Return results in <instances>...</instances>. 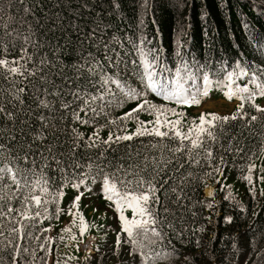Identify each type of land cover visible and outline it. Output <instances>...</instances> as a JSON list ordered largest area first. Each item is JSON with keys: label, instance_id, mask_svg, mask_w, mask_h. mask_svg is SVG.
<instances>
[{"label": "trees", "instance_id": "trees-1", "mask_svg": "<svg viewBox=\"0 0 264 264\" xmlns=\"http://www.w3.org/2000/svg\"><path fill=\"white\" fill-rule=\"evenodd\" d=\"M119 3L120 8L114 11L111 0H0V58L9 62L16 61L22 55V46L26 47L36 63L41 57H47L56 67L46 65V74L52 80V86L62 88L65 93L69 89L74 90V85L63 78L68 76L71 79L73 76L67 65L82 62L81 53L87 56L89 51L92 52L104 64L105 71L112 75L110 67L102 59L103 48L99 46L105 42L120 53V70L116 75L122 84L142 91L140 74L143 68L140 66V56L135 45H139V39L144 37L147 40L145 51L149 48L160 49V63L166 66L165 75L168 70L175 74L178 51L185 61H195L198 65L212 61L203 71L209 72L210 79L215 82L220 80L227 83L224 75H217L221 63L225 73L235 72L232 77L233 85L235 76L245 77L240 74L241 68L248 71V77L251 76L253 68H264V47H261L264 41H260V37L264 36V0H119ZM25 7L31 8L34 14H26ZM37 20L40 21L39 25ZM53 20L60 23L54 25ZM29 24L32 25L31 29L28 28ZM5 29L13 35L6 37ZM93 30L95 38L90 41L86 34ZM29 31L36 34L33 39L38 44L43 41L44 48H33L30 43L25 45L22 38H17L18 33L22 37L28 35ZM96 41H99V44L91 47ZM57 43L64 46V50L54 56L53 50ZM4 45H7V50ZM20 63L23 64L24 61L21 60ZM31 64L32 61H29L25 67L30 68ZM5 73L6 69L0 68V103L8 107L9 111H14L6 103L4 90L8 89L13 81L20 87H26L23 97L25 111L20 116L28 120V126L22 125L19 120L8 121L0 117V144L4 146L0 149V168L6 163L12 167L17 164L24 167L25 162L17 159L24 154L20 150L21 144L35 135V132L43 130L39 120L30 119L26 115L29 110L34 116L36 113L33 99L27 96V92L31 91L29 79L13 75L6 80ZM202 76V73L197 74V78ZM98 80L99 77L92 78L89 85L81 78L79 83L83 90L99 95ZM38 84V79L31 81V85ZM185 86L189 87V84ZM109 87L116 98L112 100L110 107L103 109L102 115L93 117L90 111L79 112L82 120L88 119L87 124L74 120L71 110L59 109L58 101L53 102V107L57 109L53 114L54 122H57L61 129L56 151L57 155L61 152L64 154L62 167L64 164L68 165L66 179L56 169L55 163L41 172L44 165L39 153L44 151L47 143L53 142L51 134L45 133L47 143L44 147L38 149L34 145L32 149L36 153L35 167L33 168L32 163H27V168L35 172V177L31 172L27 174L30 180L39 179L41 176L44 179L50 178L48 184L44 185L46 191L41 193L37 189L35 193L41 195L42 203L39 206L32 203L28 207L33 220H21L16 211L0 216V232L3 233L0 235V264H12L13 249L7 246L9 239L13 243L18 242L22 248H28L27 252L21 250L17 264H133V261L135 264H145L139 252L135 256L129 255L131 244L127 242V234L120 231V225L114 224L111 217L103 221V226L95 229L102 237L94 243V253L84 254L80 251L79 220L83 217L84 222L91 223V205L87 204L86 200L95 197V191L100 196L103 194V175L95 166L84 182L89 190H83V184H80L79 188L71 185L72 182L79 183L77 176L81 173L90 172L87 168L89 161L108 172L120 164L139 165L136 171L140 172L141 177L155 183L161 181L163 201L160 211L152 205L151 207L164 218L163 223L157 224V230L163 235L159 238L149 233L150 236L145 239L144 250L149 256L147 264H264V170L252 171L251 183L244 179L249 176L248 164L260 154L258 151L264 143V113H258L252 103L246 102L242 110V114L246 113L243 120L239 117L235 121L229 120L224 124L222 134L217 128L218 139L210 143L209 147L213 153L212 157L219 163L221 161V166L223 164L222 167L230 175L222 183L227 187L232 181L234 185L232 187L231 183L230 189H226V194L222 196L224 199L216 202L218 211L214 206L207 216V209L202 204V185L205 177L209 176L206 175L208 172L199 167L194 168L188 162L186 152H168L166 149L165 153L159 154L161 150L158 149L170 145L158 144L161 141L159 138H134L126 141V144L114 143L113 138L108 145L100 144L95 149L85 151L81 144L77 153H69L67 144L73 129L84 140L94 133L96 136L101 134L103 137L99 138V141L102 142L109 138L110 132L122 130L121 135L133 132L137 119L142 118L144 111L128 119L127 123L118 121V117L123 116L135 105L125 101L118 102L122 99L119 88L115 84ZM49 99L52 100L51 97ZM64 99L71 97L65 96ZM148 101L166 108L180 107L179 110L183 114L185 105H177L155 95ZM78 105L79 102L74 105L77 110ZM92 106L97 105L93 103ZM237 106L233 113L236 112ZM44 115H48L47 110ZM252 115H256L258 119L251 121ZM108 120H116L117 123L109 125ZM13 136L16 137L15 140L12 139ZM161 159L165 163H162ZM154 160L160 162L158 166L153 163ZM76 163L81 167H72ZM157 167L158 170H154ZM9 183L7 179L0 180V196H4L5 192L14 195L11 201L0 199V211L6 213L10 204L13 209L23 212V197L26 192L20 190L16 196L14 185L11 189L5 188ZM223 190L222 187L217 188L219 192ZM80 193L83 197L76 202L75 213L73 201ZM64 204L65 207L61 209L60 205ZM164 207L168 208L167 214L163 213ZM44 208L48 209L47 213ZM57 208L60 209L59 212ZM36 211L41 213L39 217L35 216ZM68 215H72V220L65 224L63 221ZM225 217H231V222H227ZM17 222L25 225L24 234L19 239L10 232L18 226ZM112 227L113 231L110 230ZM65 228L69 230L63 231ZM44 229L47 231H43ZM29 232L31 235H28ZM179 232H183L182 238L176 236ZM118 233L119 247L116 244ZM208 233H213L214 237L208 238ZM87 237L84 236L83 240ZM153 240L155 243H151Z\"/></svg>", "mask_w": 264, "mask_h": 264}, {"label": "snow or ice", "instance_id": "snow-or-ice-1", "mask_svg": "<svg viewBox=\"0 0 264 264\" xmlns=\"http://www.w3.org/2000/svg\"><path fill=\"white\" fill-rule=\"evenodd\" d=\"M119 0H111V7L115 11L120 8ZM26 14H34L33 10L29 7L24 8ZM52 23L55 25L60 23L58 20H53ZM143 23V21H141ZM40 24V21L37 20V25ZM247 27V25H245ZM28 28L31 29L32 25L29 24ZM77 31L79 29L77 28ZM4 35L6 37H11L12 32L5 29ZM35 33L29 31L28 35H21L18 33L17 38H22L24 44H31L33 48L40 47L44 48L45 44L43 41L37 43L33 37ZM87 38L91 41L95 38V30L86 34ZM115 39V38H113ZM260 41H264V36L260 37ZM258 41V43L260 42ZM147 42L146 37L139 39V45H135L136 50L140 56V66L143 68V72L140 74L142 91H138L135 88L122 84L120 78L116 75L120 70L121 58L120 53L115 51V48L110 45L108 42L100 44L99 46L103 48L104 55L102 59L110 67L112 75H109L108 71H105L104 64L101 63L92 52H88L87 56H84L83 53L80 55V60L82 62L67 65L73 72L71 79L68 76L63 78L69 83L74 85V90L69 89L67 93L64 92L62 88L52 86V80L47 76L45 71V66L55 68L56 65L51 63L47 57H41L39 62L36 63L32 55H29L26 47H21L20 51L22 55L14 62H9L6 59L0 58V68L6 69L4 78L7 80L9 76L15 75L16 77H24L29 79V85L31 86V91L27 92V96L33 99L36 107L35 116L31 110L27 111L26 115L30 119H36L40 121V128L43 131L35 132V135L24 143L21 144L20 150L23 151V156L18 157L17 159H22L25 162V166L21 167L19 164L12 167L7 163L4 167L0 168V180L7 179L10 181L9 184L5 185V188L11 189L12 186H15L16 192L15 195L18 196L20 190H24L26 195L23 197L24 208L23 212H20L18 209H13L9 204L6 213L0 211V216H5L13 213L14 211L20 216V219L23 221L33 220V217L29 215L28 207L34 203L35 205H41L42 197L41 195L35 194L37 189L43 193L46 191L44 185H47L49 179H44L41 176L39 179H29L27 175L29 172L32 173V176L35 177V172L33 169L27 168V163H32L33 168L35 167V156L36 153L32 151L33 146L35 145L38 149L44 147L47 143L45 139V133H50L52 137V143H47V146L44 147V151L40 152V160L43 163L44 167L41 169L43 172L45 169L51 167L52 163H55L56 169L61 172L62 177L66 179V169L67 164H63V153L61 152L57 155V146L59 142V133L61 129L55 121L54 112L57 110L53 107V102L58 101L59 109L64 111L71 110V116L74 120L79 123L87 124L88 119H81L79 112H91L93 117L103 114V109L111 106L112 100L115 99V93L110 90V85L115 84L119 88L123 100H132L139 101L136 103L135 107L130 108L128 112H125L123 116L118 117L117 120L120 122L126 121L127 119L133 118L140 111H147L150 115L154 117L152 121H139L137 119V126L135 131L131 135H119L115 137V141L119 142L121 140H131L133 136H156L160 138L169 137L170 133L172 138H178L180 141V146L176 147L174 152H186L188 155V162L190 164L197 163L193 157V152L196 150H201L206 153V157H212L213 153L209 147L208 141L216 140V130L220 129L221 134L223 133L224 124L229 121H235L238 117L243 120L246 113L242 114V110L245 107V103H252L257 96L264 97V68L255 67L253 68L250 76V82L255 85L253 90H249L247 85L243 87L233 86L232 77L235 75V72H226L224 71L223 64L217 73V75H224L225 81H227V91L224 95L227 99L231 100L235 96L239 101L236 112L229 116H219L216 113H201L199 116V124H193L187 131V133L181 132L178 129V125L181 123L179 119L169 120L167 119V113L173 112L175 115H183L182 113H175L173 109H168L163 105L153 104L142 97L147 93H154L156 97H162L165 101H172L177 105L192 106L200 104V98L207 96L208 89L212 85L213 81L210 79V73L203 71L207 67L208 63L212 61H207L203 65L195 64V61L189 62L185 61L181 53L177 52L178 64L175 68V74L173 75L171 70H168L167 75H165L164 69L165 65L160 63V49L149 48L147 51L144 49V45ZM83 43L82 41L80 42ZM99 44V41L93 43L91 47H96ZM66 46V45H65ZM15 47V45H13ZM261 47H264V44H261ZM5 50H7V45H4ZM64 46H61L57 43L55 49L53 50V55H57L58 52H62ZM24 63H20V61ZM32 61L31 67L26 68L25 65ZM183 70V75H182ZM202 73L203 76V88L197 86V74ZM241 75H248V71L244 68L240 69ZM99 77L97 83L100 85L99 95H93L91 92L83 90L79 81L82 78L87 84L91 85L92 78ZM115 77V78H114ZM38 79V85H31V81ZM183 81V82H182ZM218 84L223 83V81L217 80ZM186 84H190L189 87H186ZM52 86V87H50ZM7 96V105H10L14 111H9L8 107L0 103V117L8 121L19 120L22 125L28 126V120L21 118L20 114L24 112L25 99L23 98L26 93V87H20L14 81L10 82V87L4 90ZM65 96L71 97V99H64ZM52 98V100L49 99ZM123 100L118 102H123ZM76 102H79L78 108L74 105ZM93 103L97 106L93 107ZM252 107L258 113H264V107H261L258 104L252 103ZM47 110L48 115H44V111ZM258 117L252 115L250 120L256 121ZM116 120H108L109 125H115ZM146 124H151L152 127L149 129L145 127ZM161 128H167L169 131H162ZM13 140L16 139L15 136L12 137ZM113 137L109 134V138L104 141H99L98 137L94 133L93 136H90L87 140H84L80 134L75 132V129L72 130L70 135V142H68L67 147L69 153L75 154L80 149L81 144L85 151L95 149L100 146V144L108 145L112 142ZM184 141H188V145L184 144ZM3 145L0 144V149H3ZM26 149V150H25ZM264 151V147L261 149ZM31 154V160H30ZM103 155V153H101ZM74 158V155H73ZM251 159V158H250ZM155 165H159V161H153ZM97 167L98 170L103 175L102 182V193L106 200L115 205V211L119 214V220L121 224V231L127 234L128 241L131 244V251L129 252L130 256H135L139 252L140 256L147 264L149 256L145 252V245L142 241L138 240L136 237L141 233L145 237L151 233L154 237L162 238V233L157 230L156 225L164 222L163 216L154 210L150 206L152 204H159V197L155 195L157 189L155 185L152 184L151 180H144L140 176V172H137L136 169L139 165L129 164L125 166L120 164L112 168L110 172L103 171L100 165H94L92 161H89L87 168L91 169L92 167ZM145 166H147V158H145ZM72 167L80 168V164H73ZM254 165L251 163L248 165L249 173L252 172ZM154 170H158L154 169ZM142 172L143 169H140ZM216 172H219V168L215 169ZM88 172L81 173L82 178L79 179V183H73L74 188H79L80 184H84L85 179L88 176ZM206 175H211L207 173ZM131 177V178H130ZM183 179V177L181 178ZM245 180H248L251 183L252 177L245 176ZM135 185V187H133ZM147 185V188H145ZM87 191V186H85ZM162 190V189H161ZM174 192L175 189L173 188ZM251 191V189H249ZM264 194V193H262ZM81 195H77L73 201V207H76V202L80 200ZM14 198L13 194L10 192H5L4 196H0V199H6L11 201ZM180 197H177L179 200ZM227 199V197H226ZM47 203V201H43ZM127 207L131 210L133 217L128 219L124 214V208ZM207 207L211 208L213 205L210 203ZM48 209L44 208V212L47 213ZM60 209L57 208V212ZM163 213H168V208H163ZM41 213L36 211L35 216L39 217ZM195 215V213H193ZM75 216V214H73ZM231 217H225L227 222H231ZM18 226L12 228L10 232L15 234L17 238H22L24 234L25 225L19 224ZM85 222L83 217L80 220V233L83 234L85 231ZM171 227V225H169ZM68 228H65L63 231H68ZM43 231H47L44 229ZM0 235H3L0 232ZM31 235V232L28 233ZM177 237L182 238L183 232L176 233ZM155 243V240L151 241ZM117 247L120 245V234H117L116 240ZM171 244V241H169ZM8 247L13 249L12 253V264H17V257L19 256L21 250L27 252L28 248L23 247L17 242L13 243L11 239L8 240ZM44 247V245H40ZM175 249L173 248V252Z\"/></svg>", "mask_w": 264, "mask_h": 264}, {"label": "rangeland", "instance_id": "rangeland-1", "mask_svg": "<svg viewBox=\"0 0 264 264\" xmlns=\"http://www.w3.org/2000/svg\"><path fill=\"white\" fill-rule=\"evenodd\" d=\"M235 77H236V80H235V84L233 86L243 87L244 85H247L249 87V90H253L255 88V85L250 82V77H248V75H245V77L244 76H235ZM226 91H227V83H219L218 84L217 82L213 81L212 85L208 89L209 94L205 97L200 98V102H201L200 106L199 105L184 106V108L182 109L183 115H179V116L175 115L173 112H168L167 113V119H169V120L179 119L181 121V123L177 126L178 129L181 132L187 133L188 129L190 127H192L194 123L199 124V116L201 113H205V114L216 113L218 115L224 116V115L228 114L229 111L231 110V108L236 104V102H234V101L238 100L235 96H233V98L231 100L227 99V97L224 95V93ZM263 101H264V97L257 96L253 102L255 104H258V105H264ZM232 102H234V103H232ZM206 105H212V106L205 107ZM179 109L174 111V112L175 113H181ZM153 119H154V117L152 115L147 114V115H143V118L139 121H152ZM136 126H137V123H136ZM136 126H135V129H136ZM145 127H148L150 129L152 127V125L146 124ZM135 129H134V131H135ZM161 130L162 131H169V129H167V128H161ZM133 132L126 133L125 135H131ZM97 137L101 138L102 136L98 135ZM235 184H236V181H235ZM80 194H78V195H80ZM81 197H83V194L81 195ZM96 197L97 196L89 197L86 200L87 202L92 203L91 209H90V213H91L90 221H91V223L85 221V222H87V225H85L86 226L85 231L83 234L80 233L78 241H82L84 239V236H90V235L98 236L99 238H101L102 236L97 234V230H95V229L97 227H101L104 225L103 221L106 219V216H105V213H107L106 210L110 209L113 213H116L115 205L112 204L111 202H109L108 200H106L104 195L102 197H99V199H97ZM102 198H104V199H102ZM101 201L106 202L107 205H105V207H99L98 203ZM74 209H75V207H74ZM80 209H81V207H79V212H80ZM123 214L128 219H132V217H133L131 210L127 207L124 208ZM118 219H119V214H118ZM71 220H72V217H67L64 220V223L67 224ZM119 225H120V229H121L120 220H119ZM110 230L112 231L113 228H110ZM215 236H217V232H215ZM212 237H214L213 233H212ZM94 240H95V238L89 237L88 240L86 241V244H83V248L87 247L85 249L86 251L91 250L90 243H92ZM83 251H84V249H83ZM119 264H129V262H121ZM133 264H135L134 261H133Z\"/></svg>", "mask_w": 264, "mask_h": 264}, {"label": "clouds", "instance_id": "clouds-1", "mask_svg": "<svg viewBox=\"0 0 264 264\" xmlns=\"http://www.w3.org/2000/svg\"><path fill=\"white\" fill-rule=\"evenodd\" d=\"M139 32H141V31H139ZM189 86H190V84H189ZM197 86L199 87V88H202L203 87V81H202V77H199V78H197ZM149 95H151V92H147L143 97H142V99H146V100H148V98H149ZM120 100H123V98L122 99H120ZM123 101H125V102H128V103H130V104H133L134 102H136V101H132V100H123ZM232 103H234V102H232ZM263 103H264V101H263ZM199 106L201 105V104H198ZM210 106H212V105H206L205 107H210ZM235 106H236V104L231 108V110L229 111V113L228 114H226V115H224V116H231L232 114H233V112H234V109H235ZM264 106V105H263ZM180 108V107H179ZM168 109H173L174 111H176V110H178L177 108H174V107H169ZM146 112V114L145 115H147V114H149L147 111H145ZM150 115V114H149ZM221 116H223V115H221ZM228 122V121H227ZM218 132H217V130H216V140L215 141H208V144H210V143H212V142H216L217 141V139H218ZM132 139H134V138H132ZM131 139V140H132ZM126 141H128V140H125V141H123V142H120V144H126ZM164 143V142H163ZM158 144H160V143H158ZM164 144H170L168 147H166V148H164V149H158V148H152L153 150H161V152L159 153V154H162V153H165L166 152V149H168V152H172L174 149H175V139L174 138H172V136H171V133H170V136H169V142H166V143H164ZM153 146H154V144H153ZM211 148V147H210ZM262 149V147L260 148V150L258 151V152H260V154L258 155L259 156V158H260V161L262 162V164L264 165V151H262L261 150ZM254 151H256V150H254ZM258 152H256V153H258ZM255 154V153H254ZM149 159H150V157L149 156H147ZM160 157H161V155H160ZM193 157L195 158V160L197 161V163H194V164H192L193 166H194V168L195 167H199V168H201V169H203L204 171H206V172H208V173H211V175L212 174H214V173H216V171H215V169L218 167L219 169H220V166H221V164L218 162V161H216V160H214V162H215V164H212L211 163V160H212V158L211 157H206V153L205 152H203V151H201V150H196V151H194L193 152ZM162 158V157H161ZM215 159V158H214ZM221 162V161H220ZM222 163V162H221ZM213 165H215L213 168H210V167H212ZM222 167V166H221ZM225 173H228L226 170H225ZM218 186H221V187H224L225 185L224 184H218ZM162 190H161V188H160V192H161ZM202 191H203V188H202ZM203 196H204V194H203ZM162 199H163V195H162Z\"/></svg>", "mask_w": 264, "mask_h": 264}]
</instances>
